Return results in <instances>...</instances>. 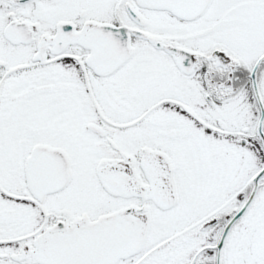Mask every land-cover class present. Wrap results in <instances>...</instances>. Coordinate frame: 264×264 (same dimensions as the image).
<instances>
[{
  "label": "flooded vegetation",
  "instance_id": "af4514ba",
  "mask_svg": "<svg viewBox=\"0 0 264 264\" xmlns=\"http://www.w3.org/2000/svg\"><path fill=\"white\" fill-rule=\"evenodd\" d=\"M263 53L264 0H0V131L21 113L0 264H264V173L230 220L264 165L233 113H260ZM138 86L152 100L114 112ZM162 106L199 127L196 175Z\"/></svg>",
  "mask_w": 264,
  "mask_h": 264
},
{
  "label": "rangeland",
  "instance_id": "374dc122",
  "mask_svg": "<svg viewBox=\"0 0 264 264\" xmlns=\"http://www.w3.org/2000/svg\"><path fill=\"white\" fill-rule=\"evenodd\" d=\"M138 91H139L138 93L126 95L123 99H121L119 101L117 100L116 106L118 109H115L114 112L121 114V115H125V114L131 113V112H135V111L140 110L144 106H146L152 100L151 96H148V95L141 92V91H143L141 86H138ZM233 102L236 103V105H233V108H234L233 113L236 116H238V124L242 125V124L248 123L247 132H248L249 136L248 137L246 136L248 138V144H250L251 146L253 145L255 156L258 157L259 162L263 163L264 162V149L262 147L263 145L260 142L259 138H257L256 134H255V136L253 135V132L255 131V127L257 124L258 117H259V111L252 112V113L250 111L246 112V110L248 108V106L246 104L248 102L250 103V100L235 99V100H233ZM168 105H170V104H168ZM166 106H162V107L158 108L160 111H162L164 113H159V114L154 113V114L155 115H166V121L169 124L172 123L171 126H173V124H174L173 129H175L176 131H173L172 136H171V141L173 144L182 143L183 145H186V146L189 145V149L191 150V152H190L191 153L190 154L191 160H190L189 164H190L191 170L196 175L197 170L201 169V167H197L198 159L196 158L197 150L199 148L198 145L202 144L199 142V136H200L199 127L190 126V128L188 129L187 127L183 126L182 123L187 122V120L185 118H182V117L186 114H182V111L180 109L174 108V106L165 109ZM30 110H32L31 107H30ZM87 114H88V109H87V111L86 110H79L78 121L76 118H74L73 123L76 124L77 122L80 121V117L82 115L86 116ZM17 115H18V117H15L14 129H13V126H11V127L9 126V128L6 129L7 125L5 124V133L0 131V140L14 139V138H17L19 136L18 129H19V127H21L19 125V115H21V113L17 114ZM170 117H172V119H170ZM224 117H225V119H228V121H229V117H227V116H224ZM20 121H21V118H20ZM144 121L142 123L148 122V121H145V122ZM157 122L161 123V120L159 119V120H157ZM6 123H7V121H6ZM142 126H144V124H142ZM153 129L155 131H157L159 128L155 127ZM175 132H176V134H175ZM239 140L241 141L240 137H239ZM5 142L6 141H3V144ZM239 145H242V143H239ZM2 152L5 155H7L9 152V148L7 146H5L4 148H2ZM239 167H240V169H239V185L241 186L244 182V177L247 175L248 172H250V167L249 168H247V167L243 168V170H242L243 166L241 164H239ZM262 197H263V199L259 200L260 204L264 203V195Z\"/></svg>",
  "mask_w": 264,
  "mask_h": 264
},
{
  "label": "water",
  "instance_id": "95a60500",
  "mask_svg": "<svg viewBox=\"0 0 264 264\" xmlns=\"http://www.w3.org/2000/svg\"><path fill=\"white\" fill-rule=\"evenodd\" d=\"M127 53V52H126ZM125 55V54H123ZM120 57H123V56H120ZM264 57V53L262 55H260L258 57V59L256 60V64H255V68L257 67L258 63L261 61V59ZM252 85H253V89H254V93H255V97H256V100H257V103L260 107V113H259V117H258V120H257V125H256V133L264 147V132L262 130V126L264 124V104H263V101H262V98L259 94V91H258V85H257V82H256V78L255 77H252ZM42 148V149H50L52 148L51 146L49 145H41V146H36L35 148ZM59 151H61L63 153V149L61 148H58ZM62 169L63 170H67L69 171L70 170V167H69V161L67 162H64L62 164ZM264 173V165L254 174V176L252 177V180H253V186L251 188V191L249 192L248 196L246 197L245 201L243 202L242 206L239 208V210L232 216V218L230 219L231 221L236 219L237 217H239L243 212L244 210L248 207V205L250 204V201L255 193V190H256V187H257V184H258V179L259 177ZM230 221V222H231ZM228 222L224 228V232L225 230L227 229V227L229 226V223Z\"/></svg>",
  "mask_w": 264,
  "mask_h": 264
}]
</instances>
